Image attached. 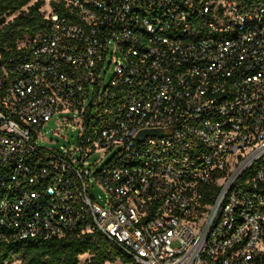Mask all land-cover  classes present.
<instances>
[{"label":"built area","instance_id":"built-area-1","mask_svg":"<svg viewBox=\"0 0 264 264\" xmlns=\"http://www.w3.org/2000/svg\"><path fill=\"white\" fill-rule=\"evenodd\" d=\"M42 13L0 54V247L97 231L137 264H264V0ZM59 115L76 143L42 140Z\"/></svg>","mask_w":264,"mask_h":264},{"label":"trees","instance_id":"trees-1","mask_svg":"<svg viewBox=\"0 0 264 264\" xmlns=\"http://www.w3.org/2000/svg\"><path fill=\"white\" fill-rule=\"evenodd\" d=\"M30 2L0 0V54L3 58L15 52L20 43L34 37L47 24L41 11L43 0L33 5ZM11 16L15 17L4 21ZM86 254L90 257L82 261L81 257ZM16 259L19 264H137L97 231H74L62 237L0 247V264H10Z\"/></svg>","mask_w":264,"mask_h":264},{"label":"rangeland","instance_id":"rangeland-1","mask_svg":"<svg viewBox=\"0 0 264 264\" xmlns=\"http://www.w3.org/2000/svg\"><path fill=\"white\" fill-rule=\"evenodd\" d=\"M38 0H31L30 5H33L34 3H36ZM44 5L41 8V11L45 12L47 11V0H43ZM26 10V9H24ZM15 16H11V17H7L4 19L5 22H8L10 20H12ZM1 20H0V27H1ZM63 116L59 115L54 117L53 119H51L49 122H47L45 124V126L42 128V133L44 134V139H42L44 141V143H47V141L49 142V140H52V142H49L50 146H56L58 147L60 144H66L68 145V140H67V132H68V136H69V141L70 143H76L77 141V130L73 129V128H69L66 129L63 126V123L59 121V118H61ZM111 156V152L104 154V153H96L94 155L91 156V158L88 161V164H93L96 161H100V164L97 165V167H99L102 163L104 164ZM92 192L94 193V195L99 199V201L101 203L104 202V196L105 193L104 191L97 185H94V188L92 189ZM90 256L89 255H84L81 257V260L84 261L86 259H88ZM10 264H19V261L16 259L15 261H13ZM114 264H122L121 262H116Z\"/></svg>","mask_w":264,"mask_h":264},{"label":"water","instance_id":"water-1","mask_svg":"<svg viewBox=\"0 0 264 264\" xmlns=\"http://www.w3.org/2000/svg\"><path fill=\"white\" fill-rule=\"evenodd\" d=\"M156 133H158V131L157 130H144V131H142L141 133H140V136L141 137H143L144 135H147V134H156Z\"/></svg>","mask_w":264,"mask_h":264}]
</instances>
